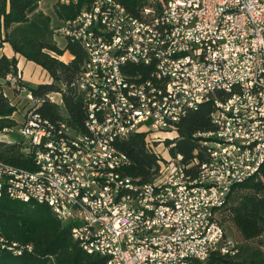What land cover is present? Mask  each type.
Masks as SVG:
<instances>
[{
	"label": "built area",
	"instance_id": "obj_1",
	"mask_svg": "<svg viewBox=\"0 0 264 264\" xmlns=\"http://www.w3.org/2000/svg\"><path fill=\"white\" fill-rule=\"evenodd\" d=\"M136 1L128 8L96 0L57 30L86 53L77 85L86 120L82 129L53 124L34 116V100L22 124L0 132L3 141L2 133L18 135L31 159V168L15 166L16 179H2L12 164L0 162V193L23 200L24 183L34 184L33 202L68 207L61 218L83 248L102 257L112 252L113 264L205 263L219 252L234 254L224 209L234 188L264 166V0ZM170 29H178L179 41H170ZM205 104L214 107L215 129L194 138L217 153V162L198 151L184 162L172 154L179 125ZM118 132L145 136L159 159L155 181L128 174L133 162L117 148ZM122 189H140V196H122ZM143 209L157 219L143 217ZM8 247L31 250L0 238V251Z\"/></svg>",
	"mask_w": 264,
	"mask_h": 264
},
{
	"label": "trees",
	"instance_id": "obj_2",
	"mask_svg": "<svg viewBox=\"0 0 264 264\" xmlns=\"http://www.w3.org/2000/svg\"><path fill=\"white\" fill-rule=\"evenodd\" d=\"M42 1L0 0V49L9 45L15 55L38 65L50 75V83L35 88L25 84L22 87L39 103L34 110L35 115L53 124L67 120L70 126L82 129L87 111L77 85L86 53L80 44L67 39L63 40L65 47H60L55 39V30L59 28L40 9ZM95 1L58 0L54 9L58 22L62 24L75 19ZM118 1L128 8L137 4L136 0ZM65 52L71 55L67 62L60 59ZM11 75L18 77V59L0 54V132L16 129L19 125L14 118L17 107L4 90ZM55 93L61 95L64 111L51 99ZM213 112V105L205 104L182 119L180 140L172 150L173 156L182 155L184 162H189L194 159L196 151L199 156L205 154L202 140L195 139L194 135L215 129L211 120ZM21 141H0V162L31 168V159L23 153ZM116 146L133 162L129 175L144 182H153L159 177V159L146 148L144 135L133 134L118 141ZM225 221L231 222L244 244L239 246L234 241L235 247L230 249L234 254L219 252L205 263L194 261L189 264H264V253L260 247L249 245L260 241V246H264V166L258 176L234 188L222 216V222ZM0 224L6 241L31 247L21 255L0 251V264H108V258L85 252L72 237V225L59 221L46 205L27 204L3 196L0 198Z\"/></svg>",
	"mask_w": 264,
	"mask_h": 264
},
{
	"label": "rangeland",
	"instance_id": "obj_3",
	"mask_svg": "<svg viewBox=\"0 0 264 264\" xmlns=\"http://www.w3.org/2000/svg\"><path fill=\"white\" fill-rule=\"evenodd\" d=\"M65 0H61L63 2ZM58 0H43L40 4V9L47 15H49L52 18L54 26L57 28H61V23L58 22L57 17L55 15V5L57 4ZM55 39L57 43L60 44V47L63 49L65 47V40L66 38L61 36L60 34L57 33V30H55ZM8 53L10 56L12 55V50H10L9 46L6 44L3 49H0V54ZM15 57L18 59V77L15 85L9 81V85L5 84L4 85V90L6 95L9 96V98L12 100L13 104L16 105L17 107V112L15 113V120L18 122V124H22L23 122V117L32 104L34 103V100L37 101L35 98L33 101L29 99V91L22 89L23 85L25 84L27 87H37L40 84H46L52 82V79L50 75L44 71L42 68H40L38 65L27 61L23 57L19 55H15ZM61 60L63 61H69L71 59V55L69 52H65L63 56L60 57ZM12 78H15V76H12ZM23 83V84H22ZM53 101L60 105L62 110L64 111V104L63 100L60 94L55 93L52 95ZM1 136L7 140V142H12L18 141L20 137L18 135H8L5 133H2ZM3 141V139H2ZM225 229L227 231V236L228 238L232 239L233 241H237L239 246H242L244 242L238 237L235 229L233 228L231 222H224ZM3 235H5L3 233ZM264 242V240H263ZM251 247L258 248L260 247V250L264 253V246H260V241L257 242H252L249 243Z\"/></svg>",
	"mask_w": 264,
	"mask_h": 264
},
{
	"label": "bare ground",
	"instance_id": "obj_4",
	"mask_svg": "<svg viewBox=\"0 0 264 264\" xmlns=\"http://www.w3.org/2000/svg\"><path fill=\"white\" fill-rule=\"evenodd\" d=\"M170 41H179V31L178 29H170ZM131 66L132 67H139L140 66V59L138 58H131ZM178 74H185V65H178ZM36 108H34L35 110ZM36 111V110H35ZM34 116H38L35 115ZM61 123L65 124V126H70L67 120L60 121ZM127 139V133L125 132H118V141H123ZM201 139V138H195ZM202 140V139H201ZM2 141V139H0ZM204 147H206L205 141H202ZM206 159L210 162H217V153L215 151H208V147H206ZM20 177V170L15 169V167L10 165H4V172H2V179H16ZM201 178H209V169H201ZM192 182H199V174H192ZM0 188H5V181H0ZM24 193L26 194V199L20 200L12 197L8 194L0 193V198L3 196H7L8 198L20 201L23 203H35L40 205H45L41 203L33 202L35 200V185L31 183H24ZM122 196H140V189H122ZM48 206V205H46ZM56 216V218L63 222L69 223V219H62L61 215H68V207H61V212L58 210L57 203H49L48 206ZM143 217H150V219H157V212H154L153 209H143ZM72 237L75 241L79 243L81 248L87 252L88 254L92 255L95 254V249L92 247H85L83 248L82 240L77 236L73 235ZM0 238L2 241H6L2 235V228L0 224ZM18 245V244H15ZM148 249H158V242H148ZM4 250H8L13 252L15 255H21L22 252L26 251L27 249H15V247H8ZM103 257L108 258V264H113V253L112 252H103ZM194 261L203 262V259H194Z\"/></svg>",
	"mask_w": 264,
	"mask_h": 264
},
{
	"label": "crops",
	"instance_id": "obj_5",
	"mask_svg": "<svg viewBox=\"0 0 264 264\" xmlns=\"http://www.w3.org/2000/svg\"><path fill=\"white\" fill-rule=\"evenodd\" d=\"M8 46H9V45H8ZM9 48H10V50H12L10 46H9ZM12 52H13V50H12ZM4 54H6L9 58L15 56V53H14V52L12 53L11 56H10L8 53H4ZM40 68H41V67H40ZM7 96H8V95H7Z\"/></svg>",
	"mask_w": 264,
	"mask_h": 264
}]
</instances>
